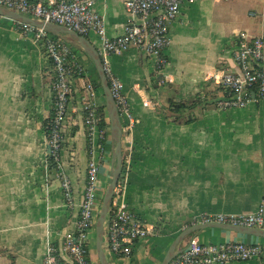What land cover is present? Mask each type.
<instances>
[{"label":"crops","instance_id":"1","mask_svg":"<svg viewBox=\"0 0 264 264\" xmlns=\"http://www.w3.org/2000/svg\"><path fill=\"white\" fill-rule=\"evenodd\" d=\"M125 1H95L108 38L123 35L131 21ZM231 1L228 8L236 9L233 17L239 22L232 29L224 23L230 12L221 1L183 4L169 27L162 69L156 58L136 48L108 57L136 121L126 204L149 231L135 243L130 258H120L109 251L106 222L103 249L108 264H162L180 234L205 225L203 217L241 216L264 207V101L221 110L217 102L226 93L216 83L222 72L238 70L234 50L239 33L264 38V0ZM60 36L84 74L73 81L62 148L58 161L47 168L44 126L53 107V64L32 33L0 16V264H43L50 249L67 259L64 242L76 228L89 162L100 164L98 215L112 181L111 133L102 153L92 146L85 124L89 84L96 89V107L108 118L96 67L73 38ZM86 38L101 55L102 38L95 33ZM172 101L190 104L175 113ZM64 180L72 188L70 201L64 197ZM91 237L90 257L101 264L95 231ZM192 238L264 247L262 237L216 226L192 233L177 253ZM230 264H264V254Z\"/></svg>","mask_w":264,"mask_h":264},{"label":"built area","instance_id":"2","mask_svg":"<svg viewBox=\"0 0 264 264\" xmlns=\"http://www.w3.org/2000/svg\"><path fill=\"white\" fill-rule=\"evenodd\" d=\"M96 0H0V7L27 16L46 24L65 27L88 37L95 33L103 40L101 59L115 100L123 129V168L115 189L106 231L109 251L120 258H130L136 242L149 234L140 219L131 213L126 204L128 178L132 170L135 119L130 110L124 87L112 72L108 57L121 56L131 48L144 51L156 58L162 69L167 63L164 51L168 48L169 27L176 20L183 4L200 0H126L125 10L131 17L124 34L116 38L106 36L104 19L95 11ZM229 1V0H212ZM136 19L140 21L137 22ZM23 33H32L33 40L40 45L47 59L53 64L55 74L52 84L53 113L48 117L44 131L49 148L46 167L58 161L64 141V125L68 113L73 81L84 74V68L76 54L61 36H54L44 29L17 23ZM234 59L238 66L235 72H222L216 83L224 89L226 96L217 102L221 110L245 108L251 102L264 101V38L250 37L241 32L237 35ZM96 89L86 87V117L88 135L92 146L104 152L103 141L108 140L106 131L100 129L101 117L95 105ZM100 164L92 160L87 168V182L83 202L74 233L66 238L64 250L67 259L50 249L43 264H94L90 257L92 233L98 218V178ZM64 197L70 201L72 188L68 180L62 183ZM203 223H218L264 230V207L254 213L241 216H205ZM264 247L256 244L232 242L215 245L189 240L169 264H230L260 258Z\"/></svg>","mask_w":264,"mask_h":264},{"label":"water","instance_id":"3","mask_svg":"<svg viewBox=\"0 0 264 264\" xmlns=\"http://www.w3.org/2000/svg\"><path fill=\"white\" fill-rule=\"evenodd\" d=\"M0 16L20 24L29 25L39 29H44L45 31L51 33L54 36L68 35L81 46L84 52L94 62V65L96 67L100 79V84L106 99V109L110 123V133H111V138L115 144V149H114L115 167L112 174V181L107 192L103 197L100 212L95 226L96 248H97L99 260L101 264H108L103 249L104 231H105V224L107 222L108 214L112 206L115 189L117 187L123 168V143H122L123 129H122L121 118L115 100L112 96L107 76L104 71V66L100 56V52L90 43V41L86 37L80 36L78 33L69 30L65 27L53 25V24H46L38 20L29 18L27 16H23L21 14L12 12L3 7H0ZM216 226L223 227L224 229L233 230L237 233L264 238V230L247 228L242 226L227 225V224L206 223L205 225L202 226L191 227L185 230L182 234H180L170 246L168 253L162 264H169L176 257L178 246L185 238L190 236L192 233L199 231L205 227L209 228Z\"/></svg>","mask_w":264,"mask_h":264},{"label":"trees","instance_id":"4","mask_svg":"<svg viewBox=\"0 0 264 264\" xmlns=\"http://www.w3.org/2000/svg\"><path fill=\"white\" fill-rule=\"evenodd\" d=\"M97 86H98V88L102 89L99 81L97 82ZM170 104H171V111L172 112L181 113V111L186 109V107H187L186 105H189L190 103L189 102H174V101H172ZM52 113H53V111H52ZM99 114L101 117L100 129L106 131V134L109 136L110 135V132H109L110 123L108 121L107 115H106L105 111H103V110H101L99 112ZM103 144L104 145L106 144L105 140L103 141Z\"/></svg>","mask_w":264,"mask_h":264},{"label":"rangeland","instance_id":"5","mask_svg":"<svg viewBox=\"0 0 264 264\" xmlns=\"http://www.w3.org/2000/svg\"><path fill=\"white\" fill-rule=\"evenodd\" d=\"M222 3V7L224 8V10L226 11H229V13H227L225 15V18H224V23L226 24V28H230L232 29L233 27H236L238 25V21L235 19V17H233L234 13L236 12V9L234 10H230L228 7L232 4L233 1L230 0L229 1H221ZM225 6V7H224Z\"/></svg>","mask_w":264,"mask_h":264}]
</instances>
